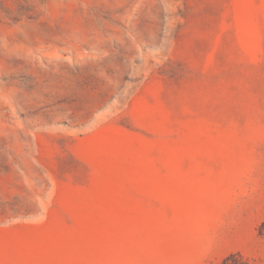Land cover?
Wrapping results in <instances>:
<instances>
[{"label":"rangeland","instance_id":"1","mask_svg":"<svg viewBox=\"0 0 264 264\" xmlns=\"http://www.w3.org/2000/svg\"><path fill=\"white\" fill-rule=\"evenodd\" d=\"M263 221L264 0H0V264H264Z\"/></svg>","mask_w":264,"mask_h":264},{"label":"trees","instance_id":"2","mask_svg":"<svg viewBox=\"0 0 264 264\" xmlns=\"http://www.w3.org/2000/svg\"><path fill=\"white\" fill-rule=\"evenodd\" d=\"M263 230H264V221L261 224V231ZM241 259L242 257L240 255L233 253V254L226 256L220 262L215 263V264H243ZM230 261H232L233 263H229Z\"/></svg>","mask_w":264,"mask_h":264}]
</instances>
